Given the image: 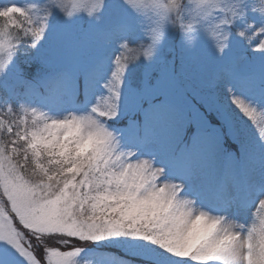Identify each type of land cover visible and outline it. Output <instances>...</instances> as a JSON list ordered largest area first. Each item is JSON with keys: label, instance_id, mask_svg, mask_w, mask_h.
I'll return each instance as SVG.
<instances>
[{"label": "snow or ice", "instance_id": "snow-or-ice-1", "mask_svg": "<svg viewBox=\"0 0 264 264\" xmlns=\"http://www.w3.org/2000/svg\"><path fill=\"white\" fill-rule=\"evenodd\" d=\"M36 19L33 49L48 29ZM132 33L94 34L119 51L88 111L0 107V242L27 264H90L73 240L116 249L96 264H264V63L241 56L193 79L192 58L152 59L126 89ZM236 34L264 54V25Z\"/></svg>", "mask_w": 264, "mask_h": 264}, {"label": "rangeland", "instance_id": "rangeland-1", "mask_svg": "<svg viewBox=\"0 0 264 264\" xmlns=\"http://www.w3.org/2000/svg\"><path fill=\"white\" fill-rule=\"evenodd\" d=\"M26 3L42 5L44 0H18L14 4L23 6ZM243 7L246 10V16L232 26L231 46L226 50L223 58L219 56L213 42L207 38L203 31L198 33V39L195 43L189 45L177 29L169 27L152 63L161 59L180 63L182 60L187 61L189 58H192L193 79L203 74L201 69L210 72L212 69L222 66L227 61L238 59L241 56H249L257 64L264 63V54L252 53L248 43L236 34L239 30L246 28L248 23H255L254 21L258 20L264 22V16L252 10L253 0H247ZM257 16L260 18H256ZM123 24H129L133 28L131 44H137L145 40L141 19L123 3V0H107L104 11L100 14L98 20L88 18L85 15H80L69 20L61 12L54 10L48 20V29L45 33V38L36 47L38 53L46 55L43 63L46 70L43 71V76L51 75V77H54L66 71L73 78V81H77V83H79L78 81H83V85H85L84 91L86 89V92L91 94L93 98L88 106L84 108L85 104H83L80 110L70 103L64 105L59 100H55L56 98L51 100H54V103H51L52 106L49 104L33 103L31 100L28 102L22 101L20 104L23 103L37 108L46 113L50 118H63L70 113L82 114L88 111L96 103L98 96L106 94V89L103 85L111 75V58L119 51L118 44L113 43L107 45L101 40L96 39L94 34L99 31L115 30ZM258 26L260 27L259 24ZM253 43H256V41H253ZM148 63L141 59L139 62L130 66L126 79V89L129 85H137L138 79L142 76L145 66ZM19 66L15 56L3 74L19 72ZM16 79L9 78L6 82L11 84L10 80L14 83ZM89 80L94 82L93 90L92 83L90 84ZM5 104L11 103L5 100ZM5 104L1 102L0 92V107H4ZM14 107L19 106L14 105ZM12 118L8 117V119ZM29 119L31 120L32 117L30 116ZM210 119L213 124L217 123L215 116H211ZM240 119L244 120L245 118L241 117ZM245 123L250 130L248 137L251 139L257 130L252 127L250 122L245 120ZM4 138L8 139L7 135H4ZM225 147L232 151H235L237 148L231 141H226ZM236 211L238 210L233 209V212ZM238 218L245 220V213L240 211ZM71 246L87 247L88 250L80 259L82 262H90V264H96L97 258L95 254L98 252L99 254L105 255L116 251V249L104 243L84 245L82 242L73 240L71 241ZM61 250H70V247L62 248ZM0 264H27V262L14 249L7 246L4 242H0Z\"/></svg>", "mask_w": 264, "mask_h": 264}, {"label": "clouds", "instance_id": "clouds-1", "mask_svg": "<svg viewBox=\"0 0 264 264\" xmlns=\"http://www.w3.org/2000/svg\"><path fill=\"white\" fill-rule=\"evenodd\" d=\"M247 0H123L142 21L145 40L128 45L125 59L129 65L141 59L150 62L157 54L167 29H177L189 45L203 31L215 47L225 45L230 38L228 29L238 18ZM107 0H44L42 5L26 3L0 7V74H3L24 40L35 41L32 32L40 26L36 17L50 19L54 10L66 19L85 15L99 19ZM3 9H9L7 12ZM254 12L264 16V0H253ZM236 13V16L233 15ZM246 14V10H244ZM227 21V23H225Z\"/></svg>", "mask_w": 264, "mask_h": 264}, {"label": "trees", "instance_id": "trees-1", "mask_svg": "<svg viewBox=\"0 0 264 264\" xmlns=\"http://www.w3.org/2000/svg\"><path fill=\"white\" fill-rule=\"evenodd\" d=\"M18 0H0V6L11 5ZM260 18V17H256ZM257 27L258 24L264 25L262 21H254ZM258 24H257V23ZM30 40H24L16 54V59L19 63V72L16 73H5L1 75V102L5 104V100L14 105H20L22 101H32L33 103L49 104L52 106L51 101L53 98L59 100L61 103L73 104L78 110L88 106L91 99V94L84 91L85 85L83 81H73L70 74L63 71L54 77L43 76L44 61L46 55H41L37 52L36 48H30ZM17 78L14 83L12 80L11 84L7 83V79ZM41 80V81H40ZM94 88V82L92 81V90ZM99 252L95 254L98 259ZM107 255V254H105Z\"/></svg>", "mask_w": 264, "mask_h": 264}]
</instances>
